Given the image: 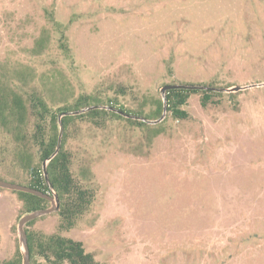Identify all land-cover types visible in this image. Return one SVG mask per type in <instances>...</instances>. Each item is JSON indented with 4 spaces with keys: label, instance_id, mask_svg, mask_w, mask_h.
<instances>
[{
    "label": "rangeland",
    "instance_id": "1",
    "mask_svg": "<svg viewBox=\"0 0 264 264\" xmlns=\"http://www.w3.org/2000/svg\"><path fill=\"white\" fill-rule=\"evenodd\" d=\"M5 64L34 69L57 104L84 94L132 113L163 104L165 86L242 88L206 107L190 94L188 118L166 113L150 145L121 121L78 123L73 171L88 168L96 196L64 235L100 264H264V0H0ZM20 207L0 189V264L22 251ZM54 213L32 229L54 232Z\"/></svg>",
    "mask_w": 264,
    "mask_h": 264
},
{
    "label": "trees",
    "instance_id": "2",
    "mask_svg": "<svg viewBox=\"0 0 264 264\" xmlns=\"http://www.w3.org/2000/svg\"><path fill=\"white\" fill-rule=\"evenodd\" d=\"M47 17L59 35L58 50L66 60L72 61L64 27L54 20L52 13H47ZM45 47L44 41L40 39L35 42L33 52L40 54ZM44 85H40L36 72L29 66L5 64L0 68V180L49 194L43 172V164L48 161V184L58 200V209L54 213L57 225L56 230L48 234L32 229L36 220L25 225L29 264H40L39 261L44 264H100L94 254L86 252L80 241L64 235L90 212L96 196L88 168L82 167L80 175L74 173V155L68 147V141L78 128V123L102 127L108 122L121 121L130 128L146 131V144L150 145L152 139L161 134L163 122L149 125L139 119L158 120L162 116L163 104L159 100L157 107L149 114L132 113L122 109L113 99L103 104L89 95L69 97L62 93V103L57 104L52 99L53 88H45ZM64 85L62 81L58 88L63 89ZM196 92L201 94L202 107L213 101V97L222 95L212 91L169 90L165 93L166 113L176 121L186 120L188 114L183 107L190 94ZM118 93L124 95V89H118ZM100 105H105L108 110L95 108ZM82 110L86 111L69 115ZM60 133L61 143L56 151ZM11 193L21 203L19 218L49 207V201L37 196L23 192ZM1 264H22L20 247L17 245L13 256Z\"/></svg>",
    "mask_w": 264,
    "mask_h": 264
},
{
    "label": "water",
    "instance_id": "3",
    "mask_svg": "<svg viewBox=\"0 0 264 264\" xmlns=\"http://www.w3.org/2000/svg\"><path fill=\"white\" fill-rule=\"evenodd\" d=\"M175 89L188 90V91H193V90H195V91H212V92H224V91L237 92V91L242 90V88H232V89H228V90H223V89L209 88V87L195 86V85H170V86L163 87L161 90V93H162V95H165V93L167 91L175 90ZM166 107H167L166 106V99L164 97L163 112H162V116L159 120H156V121H146L143 119H139V120L142 122H145L147 124H151V125H155L157 123H160L166 114ZM95 108H100V107H95ZM112 111L119 113L121 115H124L118 111H115V110H112ZM83 112L84 111H80V112H76V113H70L69 115H78V114L83 113ZM60 131H61V129H60ZM60 143H61V133H60V137L58 140V145H57L56 151L59 149ZM47 162L48 161H46L43 164V172H44V177H45L46 183H47L48 188H49V194H46V193L44 194V193H42L38 190H35V189H31V188L24 187V186H21L18 184H12V183H8V182H4V181L0 180V189L7 190L10 192H23V193L31 194V195L37 196L39 198L45 199L51 203V208L45 209V210H39V211L32 212L30 214H27V215L23 216L18 223V230L20 232V243L22 245V251H21L22 252V264H29V256H28V249H27V244H26V237H25V233L23 230L24 226L33 220H36L40 217L54 213L58 209L57 197H56L54 191L52 190V188L49 186L47 176H46Z\"/></svg>",
    "mask_w": 264,
    "mask_h": 264
}]
</instances>
